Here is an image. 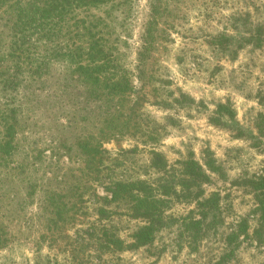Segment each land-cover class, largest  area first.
Instances as JSON below:
<instances>
[{"label": "rangeland", "instance_id": "374dc122", "mask_svg": "<svg viewBox=\"0 0 264 264\" xmlns=\"http://www.w3.org/2000/svg\"><path fill=\"white\" fill-rule=\"evenodd\" d=\"M154 1L111 0L90 13L107 26V45L132 88L123 106L137 100L131 122L141 127L103 142V166L113 178L147 180L156 194L164 188L163 226L149 244L131 246L143 222L126 213L128 203L102 200L104 183L89 180L74 145L106 116L54 64L46 83L0 92V113L14 108L17 124L16 148L0 159V264H264V227L255 234L254 194L244 182L264 175V0H160L140 73ZM152 149L166 170L149 166ZM185 160L201 165L208 181L185 177ZM200 190L218 201L216 217L196 233L185 223L199 219ZM242 221L246 232L236 236ZM116 238L121 248L110 243Z\"/></svg>", "mask_w": 264, "mask_h": 264}, {"label": "trees", "instance_id": "16d2710c", "mask_svg": "<svg viewBox=\"0 0 264 264\" xmlns=\"http://www.w3.org/2000/svg\"><path fill=\"white\" fill-rule=\"evenodd\" d=\"M109 1L111 0H0V92L28 89L32 83L40 81L46 83L45 77L48 76L50 67L58 64L65 72L62 80L72 81L70 85L76 87V93L84 101L98 103L96 107L106 117L98 123L97 133L85 134L74 145L83 157V170L90 177L89 180L104 183L108 196L102 197V200L108 204L128 203L126 213L143 222L133 234L131 245L141 247L152 242L164 224L167 201L164 196L167 194L162 187H159L163 189H159L160 194H156L152 183L144 179L113 178L108 174L109 168L103 166L109 159L108 151L103 148L104 141L124 133L136 135L141 129L139 123L131 122L137 100H132L126 111L123 106L128 101L132 88L127 77L119 74L117 59L107 45V26L104 25L103 18L90 13V10ZM160 5V0H155L150 7L151 21L145 27L143 44L137 53L140 73L143 72V57L154 38L153 27L157 24ZM218 38L225 39L224 36H219L214 40ZM62 86L67 88L64 84ZM17 107L20 108L21 105ZM15 113L14 108L0 113V159L11 156L16 148ZM119 121L122 122L121 125L115 124ZM148 135L152 141L154 132ZM134 149L122 152H135ZM149 154L151 168L159 172L166 170V161L159 152L152 149ZM181 166L182 174L189 180L208 181L204 169L197 162L185 160L181 162ZM207 166L213 169L211 164ZM244 182L254 194V213L258 215L257 222L260 224V229L255 231L257 234L264 227V175ZM201 195L203 193L200 190L195 197L199 219L189 218L185 223L186 230L194 229L196 233L205 227L208 215L212 213L215 218L217 211V194L204 199ZM98 213L101 217L107 214L104 209H99ZM244 222L239 225L242 230L234 233L236 236L245 234L247 226ZM236 236L232 235V239H236ZM110 243L120 248L123 245L117 238ZM2 245L0 240V248Z\"/></svg>", "mask_w": 264, "mask_h": 264}]
</instances>
